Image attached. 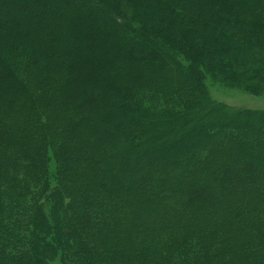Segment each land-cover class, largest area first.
Returning a JSON list of instances; mask_svg holds the SVG:
<instances>
[{
    "label": "trees",
    "instance_id": "trees-1",
    "mask_svg": "<svg viewBox=\"0 0 264 264\" xmlns=\"http://www.w3.org/2000/svg\"><path fill=\"white\" fill-rule=\"evenodd\" d=\"M96 1L0 0V264H264V0Z\"/></svg>",
    "mask_w": 264,
    "mask_h": 264
},
{
    "label": "rangeland",
    "instance_id": "rangeland-1",
    "mask_svg": "<svg viewBox=\"0 0 264 264\" xmlns=\"http://www.w3.org/2000/svg\"><path fill=\"white\" fill-rule=\"evenodd\" d=\"M93 4L97 6L98 1L92 0ZM151 21H154V17H150ZM215 49V48H214ZM208 86L211 96L217 100L218 102L226 103L227 105H230L229 108L232 107L238 108V109H264V95H253L250 94L243 89H237V88H230L225 85L214 83V81L208 80ZM262 86V85H261ZM261 91H264L263 88H261ZM211 120V118H208ZM183 121V120H182ZM181 121V122H182ZM196 120L193 118V122ZM207 121V119H206ZM181 122L175 123L174 131L170 132L169 134H166L165 132L155 136L153 138V142H158V144L165 143L167 139H170L172 137H177L178 135H183L185 130L187 128L183 127ZM138 126V122H134L133 119H128V117L123 116L121 113H118L116 115V118L113 120H108L104 124L105 129L108 131H112L111 136H108V138L104 139L103 141L106 143L109 141V143L112 144V149H115L117 146L119 147L122 143L123 138H127L129 136V130L128 127ZM174 125V124H172ZM262 128V127H261ZM261 135H258V137L263 136L264 137V128L261 129ZM95 137V135H92L91 138ZM264 139V138H263ZM128 143V142H127ZM145 145H142L143 149ZM138 147L134 148V150L131 152V156L134 157L139 150ZM136 157V156H135ZM147 159L145 154L142 151V154L140 155V160L138 162L142 164L138 167H135L130 172H126L124 175V178L126 180H131L133 177H136L139 175V173H144V170L146 171V168L148 165L143 162V159ZM150 166V164H149ZM112 169H115L116 172H120L124 169V161L119 159L117 155L114 158V163L112 164ZM215 175L217 174L216 171H212ZM53 264H60L58 260L54 261Z\"/></svg>",
    "mask_w": 264,
    "mask_h": 264
}]
</instances>
